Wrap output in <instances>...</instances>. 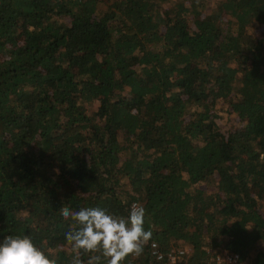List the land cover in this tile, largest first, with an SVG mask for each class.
I'll use <instances>...</instances> for the list:
<instances>
[{
    "label": "trees",
    "instance_id": "1",
    "mask_svg": "<svg viewBox=\"0 0 264 264\" xmlns=\"http://www.w3.org/2000/svg\"><path fill=\"white\" fill-rule=\"evenodd\" d=\"M207 1L0 0V241L70 264L62 206L136 200L188 264H264V0Z\"/></svg>",
    "mask_w": 264,
    "mask_h": 264
},
{
    "label": "clouds",
    "instance_id": "2",
    "mask_svg": "<svg viewBox=\"0 0 264 264\" xmlns=\"http://www.w3.org/2000/svg\"><path fill=\"white\" fill-rule=\"evenodd\" d=\"M59 211L65 221L74 222L65 233L70 264H125L129 257L142 255L152 238V232L145 230L146 212L141 205H132L126 217L101 207L73 211L62 206ZM0 264H58V260L50 258L28 235H7L0 241Z\"/></svg>",
    "mask_w": 264,
    "mask_h": 264
},
{
    "label": "built area",
    "instance_id": "3",
    "mask_svg": "<svg viewBox=\"0 0 264 264\" xmlns=\"http://www.w3.org/2000/svg\"><path fill=\"white\" fill-rule=\"evenodd\" d=\"M137 204L134 200L129 204V210L132 205ZM190 247H176L163 250L157 241L149 240L144 246L143 256L147 258L148 264L161 261V264H188L186 257L190 252ZM207 258L205 264H250L248 260L241 258L239 253L231 250L223 243L216 244L214 247H207Z\"/></svg>",
    "mask_w": 264,
    "mask_h": 264
},
{
    "label": "rangeland",
    "instance_id": "4",
    "mask_svg": "<svg viewBox=\"0 0 264 264\" xmlns=\"http://www.w3.org/2000/svg\"><path fill=\"white\" fill-rule=\"evenodd\" d=\"M109 0H100V7H104L105 4L108 2ZM208 4L207 6L205 7V10L203 12H211L214 8H215V3H216V0H208L207 1ZM247 30L254 34V35H260L262 32H264V24L262 23H259L257 21H252L250 22L249 24H247ZM97 105V101H93L92 102V108H95ZM210 184L211 182L209 183H202L203 186H206L207 189H210Z\"/></svg>",
    "mask_w": 264,
    "mask_h": 264
}]
</instances>
